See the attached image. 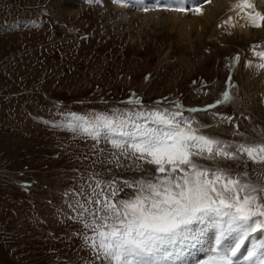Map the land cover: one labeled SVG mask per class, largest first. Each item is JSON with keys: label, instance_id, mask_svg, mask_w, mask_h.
I'll list each match as a JSON object with an SVG mask.
<instances>
[{"label": "rangeland", "instance_id": "obj_1", "mask_svg": "<svg viewBox=\"0 0 264 264\" xmlns=\"http://www.w3.org/2000/svg\"><path fill=\"white\" fill-rule=\"evenodd\" d=\"M120 13L113 0H0V264H102L85 245L92 232L76 202L96 180L155 174L122 156L117 167L111 143L72 131L73 116L177 112L233 148L260 142L264 70L255 65L264 60L255 53L264 52V36L237 38L236 25L219 24L191 45L171 25L139 29ZM226 90L233 101L218 104ZM199 163L264 185V164L246 157ZM118 186L117 199L131 194ZM208 229L186 249L190 261Z\"/></svg>", "mask_w": 264, "mask_h": 264}, {"label": "snow or ice", "instance_id": "obj_2", "mask_svg": "<svg viewBox=\"0 0 264 264\" xmlns=\"http://www.w3.org/2000/svg\"><path fill=\"white\" fill-rule=\"evenodd\" d=\"M235 8L251 27H264V14L255 10L251 0H238ZM143 10L203 15L201 5H189L185 0H170ZM255 55L264 60V52ZM255 67L264 70V63ZM228 87L233 85L229 82ZM232 101L231 92L226 90L217 103ZM179 115L154 111L97 116L87 121L72 117L78 121L68 125L72 131L79 129L93 140L103 138L111 143L117 150L113 153L117 167L122 156L131 159L138 170L147 164L155 171L139 180H113L106 186L96 180L95 187L90 185L91 196L85 203L75 204L84 228L92 232L91 236L85 234V245L102 264H176L211 227L219 235L202 264H264V185L251 182L246 173L234 176L199 163L246 157L264 164V130L260 142L233 148L199 133L191 122L178 120ZM222 119L231 123L230 118ZM118 184L132 190L127 198L117 199L122 190ZM105 187L110 191L106 193Z\"/></svg>", "mask_w": 264, "mask_h": 264}, {"label": "bare ground", "instance_id": "obj_3", "mask_svg": "<svg viewBox=\"0 0 264 264\" xmlns=\"http://www.w3.org/2000/svg\"><path fill=\"white\" fill-rule=\"evenodd\" d=\"M105 1L107 2L108 0ZM169 2L170 0H113L114 8L117 12H121L122 14L127 13L124 18H129L128 20L130 21L136 20L139 29H143L149 25L162 27L171 25L177 33L176 35L191 45L196 41L195 38L198 42H205L208 35H212L216 29H219L217 27L219 24H223V27L226 24L225 27L228 28L236 25L235 32L239 33H236L235 36L240 34V37L237 38L259 39L264 36V27H251L245 15L235 8L238 0H212L211 3H203V0H185V3L189 5H201L203 15L193 14L191 11L185 14L143 10L144 8H154L158 4ZM251 2L255 5L256 11L264 14V0H251ZM220 31L222 32V30ZM220 36L223 37V33ZM224 39L228 41L227 38ZM208 230L210 233L208 234L207 232L206 237H204L205 242L200 243V247L196 250L197 252L191 255V260L194 262L190 261L189 255L186 254L188 249L177 262H180V264H202L207 259V256L211 254V249L216 246L219 235L215 228L209 227ZM167 264H172V262Z\"/></svg>", "mask_w": 264, "mask_h": 264}]
</instances>
